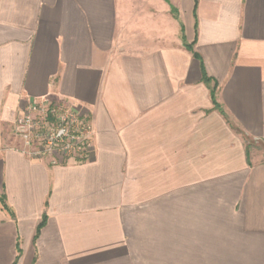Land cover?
I'll list each match as a JSON object with an SVG mask.
<instances>
[{"label":"crops","instance_id":"1","mask_svg":"<svg viewBox=\"0 0 264 264\" xmlns=\"http://www.w3.org/2000/svg\"><path fill=\"white\" fill-rule=\"evenodd\" d=\"M41 100L91 119L87 160L29 156ZM249 141L264 0H0V264H264Z\"/></svg>","mask_w":264,"mask_h":264},{"label":"built area","instance_id":"2","mask_svg":"<svg viewBox=\"0 0 264 264\" xmlns=\"http://www.w3.org/2000/svg\"><path fill=\"white\" fill-rule=\"evenodd\" d=\"M13 130L31 158H48L52 164H60L90 156L91 119L71 106L32 101L15 119Z\"/></svg>","mask_w":264,"mask_h":264},{"label":"rangeland","instance_id":"3","mask_svg":"<svg viewBox=\"0 0 264 264\" xmlns=\"http://www.w3.org/2000/svg\"><path fill=\"white\" fill-rule=\"evenodd\" d=\"M249 152L259 158L264 159V142L252 141L251 144H249Z\"/></svg>","mask_w":264,"mask_h":264},{"label":"trees","instance_id":"4","mask_svg":"<svg viewBox=\"0 0 264 264\" xmlns=\"http://www.w3.org/2000/svg\"><path fill=\"white\" fill-rule=\"evenodd\" d=\"M189 49H191V45H186ZM203 80L205 81V82H209V78L206 76V75H204L203 76ZM211 96H212V100H213V103H214V105H215V107L216 108H219V106H218V104H217V102H216V100H215V95H214V89H212V91H211ZM221 112H222V110L221 109H219ZM246 154H247V156H248V146L246 147Z\"/></svg>","mask_w":264,"mask_h":264}]
</instances>
